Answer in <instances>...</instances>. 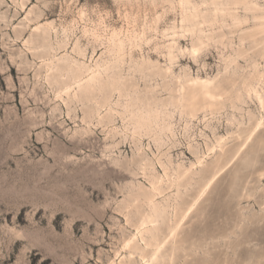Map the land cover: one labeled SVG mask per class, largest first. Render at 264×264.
<instances>
[{
	"label": "rangeland",
	"instance_id": "rangeland-1",
	"mask_svg": "<svg viewBox=\"0 0 264 264\" xmlns=\"http://www.w3.org/2000/svg\"><path fill=\"white\" fill-rule=\"evenodd\" d=\"M215 1L0 0V264H264V61Z\"/></svg>",
	"mask_w": 264,
	"mask_h": 264
},
{
	"label": "bare ground",
	"instance_id": "bare-ground-1",
	"mask_svg": "<svg viewBox=\"0 0 264 264\" xmlns=\"http://www.w3.org/2000/svg\"><path fill=\"white\" fill-rule=\"evenodd\" d=\"M189 1V0H187ZM214 4L216 5V10L221 11L223 13V16L226 17L228 15H231L233 17V22L235 26L241 25L244 21L242 20L241 15L236 9L233 8V6H238L240 4L244 5L245 9L249 12H252L253 19H254V25L256 26L257 30L255 32H252L250 36L252 37V43L254 46L251 47L255 55L260 56L264 61V5H261L257 0H218L215 1ZM198 14H193L191 18L197 17ZM190 18V19H191ZM123 43L121 42V45ZM194 51H198V47H194ZM236 62V65L238 64L237 59L234 60ZM97 75H92L90 77V80H93V78ZM192 82L195 84L194 87H192V91L189 94V98L186 99V102L190 106H194L197 99L202 96L206 99H216L221 96L229 97L230 91L228 90V83H225L223 86V92L217 93V88L214 86V82L210 79H203V78H192ZM200 85V89H197L196 86ZM264 69H260L257 66L255 67V70L253 74L250 76L249 80L246 81V89L248 92H250L251 96L255 97L259 103L260 110H261V116L260 118H257L256 124L253 127V129L249 132L247 139L245 143L248 141H254L255 135L261 131L264 130ZM249 116L254 118L255 114L253 112H249ZM224 141V137H220L219 143ZM244 148V147H243ZM260 151H264V144L260 146ZM206 157L202 156L198 159V164L195 166V164H192L190 167H183L181 171L177 173L176 182H180L183 179L191 180L193 176L199 171L196 170L198 166L203 167L205 165ZM216 177H213L210 181H208L205 186V191L207 188H209L214 181ZM161 185V184H160ZM154 190L158 189L155 183H153ZM207 191V190H206ZM205 191V192H206ZM204 192V193H205ZM203 193V192H202ZM202 195V194H201ZM202 197V196H201ZM150 203V202H149ZM151 203L153 205V208L156 213L160 214V216L164 215L166 212V208L162 207L158 203H155L154 200H151ZM197 202L193 203L192 205L188 206L184 212H182L181 221L177 220L174 228L172 229L173 233H176L182 224V221L185 219V217L192 212L194 209V206ZM181 210V207L176 208V216L178 212ZM153 222L154 220H150ZM156 228L150 227L147 222H143L141 226L138 227V232L140 233L142 241L149 245L151 244L152 240H157V234H156ZM146 233L150 234L151 238L150 240L146 237ZM142 242V243H143ZM135 244V239H131L128 241V245ZM162 248V247H161ZM160 250V248H158ZM159 256L158 253L154 255L150 260H146L145 264H155V262L158 260ZM111 264H115L114 260H112Z\"/></svg>",
	"mask_w": 264,
	"mask_h": 264
}]
</instances>
